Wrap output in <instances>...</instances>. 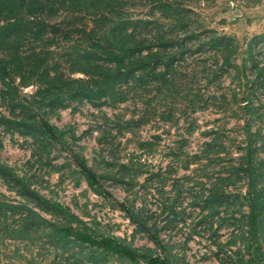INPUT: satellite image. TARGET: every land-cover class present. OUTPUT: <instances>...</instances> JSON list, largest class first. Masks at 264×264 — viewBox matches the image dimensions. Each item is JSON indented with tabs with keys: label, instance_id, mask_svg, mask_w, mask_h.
I'll return each instance as SVG.
<instances>
[{
	"label": "rangeland",
	"instance_id": "obj_1",
	"mask_svg": "<svg viewBox=\"0 0 264 264\" xmlns=\"http://www.w3.org/2000/svg\"><path fill=\"white\" fill-rule=\"evenodd\" d=\"M42 1L62 34L0 29V264H142L67 226L167 264H264V0ZM23 8L0 0V26ZM127 47L148 57L120 66Z\"/></svg>",
	"mask_w": 264,
	"mask_h": 264
},
{
	"label": "trees",
	"instance_id": "obj_2",
	"mask_svg": "<svg viewBox=\"0 0 264 264\" xmlns=\"http://www.w3.org/2000/svg\"><path fill=\"white\" fill-rule=\"evenodd\" d=\"M14 3V7L19 10L23 8L25 11L24 15L21 16L23 18H19L16 15H12L8 17L7 21L5 22L4 25L0 26L1 31L3 30H8V32L12 33L14 32V28L18 27L21 23H28L30 27L40 30V32H45L47 28H49V32L51 34H62V29L59 28L58 25L54 24V22H49V21H44L43 19L35 22L33 19L37 18L35 14L40 13L41 10L43 9V4H45L42 0H10ZM50 15L54 13L53 8L49 9ZM48 15V16H50ZM9 35V33H8ZM65 36V35H62ZM122 48V47H121ZM125 50H121V55L120 57H117V61L119 62L120 66H124V61L127 60L129 63H142L145 61V59L148 57L147 54L143 55L140 53L139 49L136 47H127L124 48ZM126 52L127 56L124 54ZM149 54H154V53H149ZM6 65L2 64L0 65V72L6 73ZM120 69L117 71L119 72ZM111 76V73H108V77ZM52 77L48 78V80H51ZM69 84H76V90H72V96H79V97H88L89 92H91V87L88 85L85 86V82L81 80L80 78L77 79H70ZM240 162L239 165L242 167V170L247 173L249 177L252 175V171L258 166V163L254 157V152L253 148L251 146V142L248 141L246 149H244L243 155L239 157ZM80 164H82L80 162ZM256 165V167H255ZM88 179L91 180L94 178V176L87 172ZM91 178V179H90ZM247 200V220L248 224L250 225V228L253 230H256L259 226V221L263 220L260 219L259 214H258V208L261 205V197H260V190L257 189L256 186L249 185L245 192V196ZM126 210V209H125ZM130 215V211L126 210ZM65 233L63 234L64 238L65 237H71L81 243H85L90 246L97 247L100 250L105 251V253H110V254H115L119 255L125 259H127L130 262L134 263H139L141 262L142 264H167L168 259L164 256H159V255H146L143 253H138L134 249H131L127 247L124 244H121L115 240H113L111 237L108 236H100L96 237L93 236L92 234L88 232H82L79 230H76L72 226H67L63 229ZM157 245H159L158 241H155ZM253 257L254 253H253Z\"/></svg>",
	"mask_w": 264,
	"mask_h": 264
}]
</instances>
